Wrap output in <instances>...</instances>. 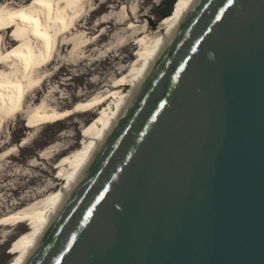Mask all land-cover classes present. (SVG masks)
Segmentation results:
<instances>
[{
  "label": "water",
  "instance_id": "obj_1",
  "mask_svg": "<svg viewBox=\"0 0 264 264\" xmlns=\"http://www.w3.org/2000/svg\"><path fill=\"white\" fill-rule=\"evenodd\" d=\"M22 264H264V0H194Z\"/></svg>",
  "mask_w": 264,
  "mask_h": 264
},
{
  "label": "bare ground",
  "instance_id": "obj_2",
  "mask_svg": "<svg viewBox=\"0 0 264 264\" xmlns=\"http://www.w3.org/2000/svg\"><path fill=\"white\" fill-rule=\"evenodd\" d=\"M92 1L0 0V163L9 161L19 148L29 144L26 138L18 146H14L9 140L3 141L2 134L5 127L19 117L28 118L29 124L25 128L34 127L28 132L31 136L38 127L58 124L77 114L94 111L108 99H113L83 137L81 145L79 144L80 148L68 153L74 144H67V147L57 144L41 151L40 158L47 161L57 157L56 155L68 154L60 164L56 180L52 177L51 182L49 181L44 189L27 198L25 201H30L29 204L22 207L18 204L13 210L0 213V228H11L27 222L33 224V227L22 233L15 241L17 257L12 264H22L26 259L28 250L34 246L36 239L46 227L51 213L58 208L63 194L77 179L85 164L89 163L91 153L120 113L130 91L146 72L172 28L180 21L183 13L194 0H182L173 14L163 19L156 29L145 26L141 30L137 29L135 20L133 21L130 11L125 6L133 0H121L126 2L121 10L125 16L124 22L103 28V25L109 24L113 19L107 17L101 20L95 27H102L103 30L95 34L94 40H90V29L85 26L88 23L82 24V18L87 16L85 9L87 5L92 6ZM107 2L108 0L106 4ZM95 10L96 8L92 6L90 12ZM126 24L129 25L127 29L133 31L132 35L137 37L135 44L139 41L140 46L137 49L136 59L128 68L125 70L114 68L115 73H118V76H114L115 80H118L119 75L122 76L119 85L117 82L113 85L111 81L103 80L104 92H97L86 100L82 99V95H78L77 102L71 109L61 108L51 102L49 97L52 90L46 93L45 87L51 86V82L57 79L65 67V65L61 66V61L59 63L57 61L59 53L61 55L66 53L70 59L78 60L76 66L82 65L90 54L92 56L97 51L100 42L109 32ZM132 42L118 50L126 49L127 46L132 45ZM113 53L112 50L107 57L111 63L117 61L124 63V60H119V54L113 56ZM57 63L60 67L52 72L50 68ZM39 165L41 163L38 160L29 166L38 168ZM57 188L59 189L55 192Z\"/></svg>",
  "mask_w": 264,
  "mask_h": 264
},
{
  "label": "rangeland",
  "instance_id": "obj_3",
  "mask_svg": "<svg viewBox=\"0 0 264 264\" xmlns=\"http://www.w3.org/2000/svg\"><path fill=\"white\" fill-rule=\"evenodd\" d=\"M106 1L107 0H93L92 6L96 8L93 12H90L92 8L90 5H87L85 9V13L87 12L85 15L87 16L82 18V24L85 25L88 23V25L85 26L87 29H90V40H94L95 34L102 31L103 28L109 27L110 24L111 26H115L125 20V16H123L124 14H122L123 12L121 10L123 4L126 2H122L121 0H108L106 4ZM134 1L135 0L128 2L129 4L126 3L125 6L128 11H130L129 14L131 18H133V21L135 20V24H137L136 27H138L137 29L141 30L145 26L147 28L156 29L163 20L160 14L162 11L161 4L165 0ZM181 2L182 0H176L173 9L175 10ZM117 3L119 4L117 5ZM114 5H116V7ZM132 6L134 10L131 8ZM131 12L133 13L131 14ZM107 17L113 20L110 21L109 19V24H105L106 26L103 25V28L95 27L97 23L101 20H105ZM127 26L129 27V25L126 24L122 26L123 28L120 27L122 29L115 28V30L109 32L100 42V47H97V51L94 52L92 56L90 54L87 58L88 60L82 65L76 66L75 64L79 62L78 60L70 59L66 53L63 55L59 53L57 61L58 63L61 61V66L65 65V67L59 73L57 79L51 82V86L45 87L46 93H48L50 89L52 90L49 97L51 102L58 104L61 108L68 107L67 109H71L77 102L78 95H82V99L86 100L97 92L103 91V80L107 82L111 81L113 85L117 82L119 85L122 76L119 75L118 80H115L116 77L114 76H118V73H115L116 71L114 68H123L124 70L128 68L133 60L136 59L137 49L140 46L139 41V43L137 42V44H135V39H137V37L132 35L133 31H129ZM133 40L134 42H132ZM131 42V46H127V48L122 51L118 50ZM112 50L114 51L112 55L116 56L119 54V60H124V63H119L118 61L116 63H111V61L108 60L107 57ZM58 63L50 68L52 72L60 67ZM40 97L42 98L43 94ZM112 100L113 99H108L98 108L94 109V111L77 114L58 124L38 127L36 129L37 131H33L31 136L28 132L32 131L34 127L32 129L25 128L29 123L28 118L24 116L19 117V119L9 123V125L5 127L2 134L3 141L9 140L14 146H18L26 138L29 144L23 148H19L16 155L9 161L0 163L1 214L7 213L8 210H13L18 204L19 207L29 204L30 201H25L27 198H30L35 192L42 190V188L44 189V187L51 182L52 177L54 179L57 177V173L61 166L60 164L68 154L56 155L57 157L47 161L40 158L41 151L57 144L64 145V147H67L71 143L74 144L75 147L73 146L68 153L80 148L83 137L93 126L94 122L102 115L105 107L109 105ZM68 136H72L73 138ZM38 160L41 163V165H39L40 167L33 168L29 166ZM48 174L51 176H48ZM58 189L59 188H57L55 192H57ZM32 225V223L30 224V222H27L25 224L15 225L11 228H0V264H12L14 262L17 257L15 254L16 249L14 248L15 241L22 233L33 227ZM6 231L7 233L5 234Z\"/></svg>",
  "mask_w": 264,
  "mask_h": 264
},
{
  "label": "trees",
  "instance_id": "obj_4",
  "mask_svg": "<svg viewBox=\"0 0 264 264\" xmlns=\"http://www.w3.org/2000/svg\"><path fill=\"white\" fill-rule=\"evenodd\" d=\"M176 3V0H165L162 4H161V14L160 17L162 19H167L169 18L174 11V5Z\"/></svg>",
  "mask_w": 264,
  "mask_h": 264
}]
</instances>
